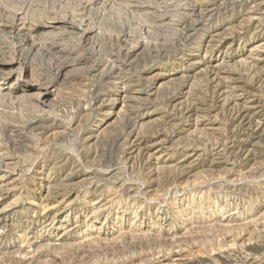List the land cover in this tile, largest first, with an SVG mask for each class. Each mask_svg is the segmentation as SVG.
I'll return each instance as SVG.
<instances>
[{
  "label": "rangeland",
  "instance_id": "obj_1",
  "mask_svg": "<svg viewBox=\"0 0 264 264\" xmlns=\"http://www.w3.org/2000/svg\"><path fill=\"white\" fill-rule=\"evenodd\" d=\"M263 109L264 0H0V264H264Z\"/></svg>",
  "mask_w": 264,
  "mask_h": 264
},
{
  "label": "bare ground",
  "instance_id": "obj_2",
  "mask_svg": "<svg viewBox=\"0 0 264 264\" xmlns=\"http://www.w3.org/2000/svg\"><path fill=\"white\" fill-rule=\"evenodd\" d=\"M235 3V2H234ZM232 4V3H231ZM240 7V6H239ZM160 16V15H159ZM163 17V16H162ZM164 18V17H163ZM162 18V19H163ZM261 45V44H260ZM263 45V44H262ZM251 109V108H250ZM264 110V109H263ZM254 113H256V112H254ZM256 115V114H255ZM254 115V116H255ZM248 118V117H247ZM252 119V118H251ZM260 125V124H259ZM257 126V125H256ZM262 126V125H261ZM255 127V126H254ZM257 129V128H256ZM239 130V129H238ZM250 131V130H249ZM254 131V130H253ZM259 131V130H258ZM251 132H252V130H251ZM257 132V131H256ZM251 134V133H250ZM252 134H253V132H252ZM254 134H255V131H254ZM253 136V135H252ZM251 136V137H252ZM247 137V136H246ZM245 138V137H244ZM256 139H257V137H255ZM246 139V138H245ZM244 140V139H243ZM249 140V139H248ZM242 142V141H241ZM248 142V141H247ZM224 146V145H223ZM234 146V145H233ZM223 148H225V147H223ZM234 148V147H233ZM235 149V148H234ZM215 150V149H214ZM241 151H242V149H241ZM219 153V152H218ZM251 153V152H250ZM249 152H248V154H250ZM246 157V156H245ZM248 159H250V158H248Z\"/></svg>",
  "mask_w": 264,
  "mask_h": 264
}]
</instances>
